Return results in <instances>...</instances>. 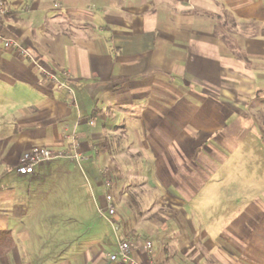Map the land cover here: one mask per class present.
I'll return each instance as SVG.
<instances>
[{
    "label": "crops",
    "instance_id": "crops-1",
    "mask_svg": "<svg viewBox=\"0 0 264 264\" xmlns=\"http://www.w3.org/2000/svg\"><path fill=\"white\" fill-rule=\"evenodd\" d=\"M2 1L0 36L17 46L0 41V231L24 245L0 264H110L116 249L70 247L83 191L99 219L112 196L107 223L139 264H264V197L238 192L217 216L188 199L195 172L235 153L238 116L264 132V0ZM33 148L62 157L20 177ZM61 173L65 186L31 189ZM29 190L60 210L58 253L26 243Z\"/></svg>",
    "mask_w": 264,
    "mask_h": 264
},
{
    "label": "rangeland",
    "instance_id": "rangeland-1",
    "mask_svg": "<svg viewBox=\"0 0 264 264\" xmlns=\"http://www.w3.org/2000/svg\"><path fill=\"white\" fill-rule=\"evenodd\" d=\"M238 118L241 129L237 132L234 131L232 136L230 135V131L232 132L233 130H227L225 132L226 139L229 140L232 138V142L238 143L235 153L226 156L227 160L226 162L224 161L225 163L217 164L218 168L215 169L216 173L213 171L216 175L211 176L209 173L210 177H212L210 179L205 176L206 171L204 170L194 173L197 179L195 178V180L192 181L191 187L195 193L194 195L190 194L188 199L191 201L190 206H194V208L200 207L198 210L200 213L206 214L207 210L204 209L205 206L208 205L209 212L213 211L214 215H219L220 212L221 214H226L227 212L222 209L231 208L233 206V197L235 196V198H237L236 195H238V192L240 194L242 193V204L245 206L250 204L249 201H247L248 198L264 197V132L260 130L258 126L256 128L251 115H241L238 116ZM194 164L195 166L197 164V167L203 165L201 160L194 162ZM208 171H210V169H208ZM65 172H67V170H65ZM64 175L65 173H61L57 180L53 178L51 180H44L43 182L40 180L37 184H30L31 189L37 187L40 191L46 192L48 189H51L52 186H56V189L61 188L65 186ZM78 186L82 187V189L83 187L87 188L83 179ZM228 190H230L231 193L226 194ZM29 191L30 193L25 199V204H27L28 207L26 216L19 220L21 222H18L25 227H23V231H25L28 237L26 243H28L29 247L31 246V250L34 253L38 250H45L46 252L52 250L58 253L61 251L59 250L60 246L57 244L53 245L46 241L47 239L50 241L51 236L60 231L61 226L56 225L58 222L57 220H59L58 215L60 214V210L57 209L55 203L48 204L42 202L43 204H40L37 201L35 192ZM136 196L139 197L140 194ZM80 197L84 205H82L83 209L78 213L80 215L79 222L71 226L72 228L70 229L65 228L70 231L71 229H75L74 238V234H71L69 238L71 240L70 247L78 250L80 249L81 251H86L90 248L97 250L101 247L105 255L111 254V252H114L116 249L117 239L120 238L119 232H114L110 224L107 223L106 219H109L108 215L105 214L104 219H99V212L93 208L89 193L87 194V192L83 191ZM132 197H135V195ZM235 206L234 208H237V205ZM152 207V204L148 206L141 205L140 212L143 213L146 208ZM210 214H212V212ZM44 217L51 218L52 224L50 223V226L44 225ZM16 239L14 244H17L18 248L21 247V243L24 245L22 240ZM41 240L42 242L40 243Z\"/></svg>",
    "mask_w": 264,
    "mask_h": 264
},
{
    "label": "built area",
    "instance_id": "built-area-1",
    "mask_svg": "<svg viewBox=\"0 0 264 264\" xmlns=\"http://www.w3.org/2000/svg\"><path fill=\"white\" fill-rule=\"evenodd\" d=\"M5 3L0 0V21L8 14V10L6 9ZM4 48H16V44L10 40H5L1 38ZM62 157V154L51 151L50 149L45 148H33V150L25 151L22 155L19 163L15 167V173L18 176H32L34 175V170L36 167L48 163L52 160ZM112 196L106 195V207L105 214H107L110 219L115 218L116 214V206L114 201H112ZM114 232L119 230V227L116 224H112ZM151 243L146 241L144 242L143 249L145 252L150 253L151 251ZM130 248L129 243L126 238H120L117 241L116 251L108 256V262L110 264H139L135 260L130 257Z\"/></svg>",
    "mask_w": 264,
    "mask_h": 264
},
{
    "label": "trees",
    "instance_id": "trees-1",
    "mask_svg": "<svg viewBox=\"0 0 264 264\" xmlns=\"http://www.w3.org/2000/svg\"><path fill=\"white\" fill-rule=\"evenodd\" d=\"M14 240L8 230L0 231V258L8 255L14 249Z\"/></svg>",
    "mask_w": 264,
    "mask_h": 264
}]
</instances>
